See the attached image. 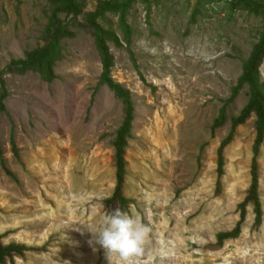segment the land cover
<instances>
[{
  "label": "rangeland",
  "instance_id": "rangeland-1",
  "mask_svg": "<svg viewBox=\"0 0 264 264\" xmlns=\"http://www.w3.org/2000/svg\"><path fill=\"white\" fill-rule=\"evenodd\" d=\"M255 1L254 9L240 0H75L81 14L57 15L62 38L47 74L19 64L46 46L60 4L0 0V242L30 249L4 264H264V136L261 225L246 206L239 237L216 244L238 223L250 184L256 116L235 128L221 177L217 150L249 103L238 87L264 29V0ZM101 7L100 48L88 18ZM105 61L132 103L126 212L150 228L143 252L129 258L93 237L110 213L126 117L101 82ZM255 81L264 97V55Z\"/></svg>",
  "mask_w": 264,
  "mask_h": 264
},
{
  "label": "trees",
  "instance_id": "trees-1",
  "mask_svg": "<svg viewBox=\"0 0 264 264\" xmlns=\"http://www.w3.org/2000/svg\"><path fill=\"white\" fill-rule=\"evenodd\" d=\"M52 2L60 4V7L56 10L53 16V29L52 33L49 37L48 43L43 48V50L35 55L34 57L29 58L26 62L20 63L19 67L26 68L29 65L39 64L42 65L45 72L47 74L50 73V63L51 57L53 56L55 50L59 46V41L62 38L61 33V20L57 17V15L61 12H65L74 16L81 14V8L77 5L75 0H51ZM130 1V0H129ZM243 4L258 8L260 5L255 0H240ZM128 6V3L124 5V9ZM106 11L105 7H101L98 9L93 15H90L88 21L90 25L95 29L97 34V44L101 48V30L96 25V19L101 17ZM121 25L124 27V18L121 15ZM264 55V29L259 41L258 46L256 47L255 52L253 53L251 59L246 64V67L243 72L242 79L239 83V87L246 86L249 91V103L241 113L240 117L235 121L228 137L223 141L220 147L217 150V174L219 177L223 174V155L224 150L230 144L235 128L245 122V120L252 114L256 116L257 119V128H256V140L253 146V157L250 165V184L248 187V191L246 194V198L242 204L239 205V221L235 225L234 229L231 232L219 233L216 236V244L219 246L225 241L235 240L239 237L241 232V225L245 219L246 206H251L254 222L253 227L259 228L262 222V208L259 199L258 193V156L259 149L263 141L264 136V97L261 95V91L255 81V73L258 69L261 58ZM101 82L112 91L119 99L122 100L125 108H126V117L125 120L119 130L117 138L114 142L115 147V181L116 185L113 191V194L110 199L105 201V205L110 208L109 212H112L114 209V205H116V209H120L126 211L129 201L122 197V185L125 176V162H124V148L126 143V138L129 132V125L132 120L131 111H132V103L130 101L129 96H127L120 85L113 83L108 74V63L104 62V73L101 77ZM0 112L4 111V101L7 98V91L5 88V83L3 80V74L0 73ZM217 124H221V119L217 120ZM219 186V184H218ZM30 249H26L23 246L10 245L7 247H3L0 242V264H4L5 260L9 259L12 261L13 255L22 256L23 252L28 251Z\"/></svg>",
  "mask_w": 264,
  "mask_h": 264
},
{
  "label": "clouds",
  "instance_id": "clouds-1",
  "mask_svg": "<svg viewBox=\"0 0 264 264\" xmlns=\"http://www.w3.org/2000/svg\"><path fill=\"white\" fill-rule=\"evenodd\" d=\"M149 232L138 214L115 209L103 216L102 226L93 237L107 252L129 258L143 252Z\"/></svg>",
  "mask_w": 264,
  "mask_h": 264
}]
</instances>
